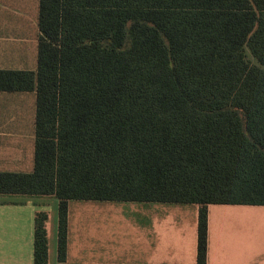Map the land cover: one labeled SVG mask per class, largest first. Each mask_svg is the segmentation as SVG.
<instances>
[{"label": "trees", "instance_id": "1", "mask_svg": "<svg viewBox=\"0 0 264 264\" xmlns=\"http://www.w3.org/2000/svg\"><path fill=\"white\" fill-rule=\"evenodd\" d=\"M38 67L0 69L36 91L35 166L0 172V196L264 205V0H39ZM47 211L34 264H49Z\"/></svg>", "mask_w": 264, "mask_h": 264}, {"label": "crops", "instance_id": "2", "mask_svg": "<svg viewBox=\"0 0 264 264\" xmlns=\"http://www.w3.org/2000/svg\"><path fill=\"white\" fill-rule=\"evenodd\" d=\"M38 17L39 0H0V69L36 71ZM36 100V91H0V172L34 170ZM71 201L67 263L197 264V214L191 220L192 227L197 225V245L189 246L182 242L187 229L177 233L186 220L175 217L174 209L72 207ZM58 205L54 197L0 196V264H34L38 211L50 212L49 264H59ZM221 211L232 216H221L211 233L208 214L207 264H264L263 219L253 221L247 209Z\"/></svg>", "mask_w": 264, "mask_h": 264}, {"label": "rangeland", "instance_id": "3", "mask_svg": "<svg viewBox=\"0 0 264 264\" xmlns=\"http://www.w3.org/2000/svg\"><path fill=\"white\" fill-rule=\"evenodd\" d=\"M52 205L49 206V208ZM70 206L72 207H85V206H97V207H138V206H144V207H166L174 209L175 217H182L184 220H186V223L182 227H178L177 233L179 234L180 229L185 230L187 229V235L183 236L182 242L184 244H189V246L192 244L197 245V225L195 227H192L191 220L192 217H194V214H197L199 212V204L196 203H173V202H138V201H79V200H72L70 203ZM230 208H240V209H247L249 211H245L247 216H250L253 218V221H256L260 224V221L263 219L264 223V205H234V204H209L208 205V214H209V229L210 232L213 233L214 224H218L219 220L222 216V218L231 217L232 214L229 213V211H221L226 210ZM52 211V208H50ZM231 211V210H230ZM48 214L50 216V212L48 211ZM262 222V221H261ZM50 224V220L48 222V226ZM49 230V227H48ZM175 231V230H173ZM186 231V230H185ZM213 236V235H212ZM215 236V235H214ZM177 237L172 235V240L174 243H176Z\"/></svg>", "mask_w": 264, "mask_h": 264}]
</instances>
